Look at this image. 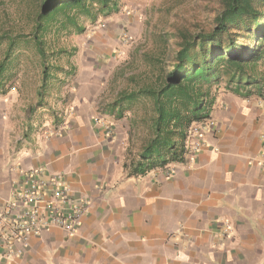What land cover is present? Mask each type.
<instances>
[{"label": "crops", "instance_id": "1", "mask_svg": "<svg viewBox=\"0 0 264 264\" xmlns=\"http://www.w3.org/2000/svg\"><path fill=\"white\" fill-rule=\"evenodd\" d=\"M99 53L88 48L81 62L65 66L79 76L60 78L70 90L64 117H56L58 100L36 107L37 96L2 89L0 78V206L33 170L62 175L90 203L74 235L45 230L0 264H264V96L223 88L200 133L191 128L183 162L138 171L154 135V104L130 98L141 78L126 91L114 78L105 94L110 79L95 70L110 64ZM137 115L147 134L134 151Z\"/></svg>", "mask_w": 264, "mask_h": 264}, {"label": "rangeland", "instance_id": "2", "mask_svg": "<svg viewBox=\"0 0 264 264\" xmlns=\"http://www.w3.org/2000/svg\"><path fill=\"white\" fill-rule=\"evenodd\" d=\"M43 2L0 0V65L4 67L1 78L5 82L1 87L24 94L25 99L37 96L39 101L33 102L36 107H42L51 98L58 100L55 103L60 108L55 109L56 117H64L61 108L66 107L70 96L68 84L63 85L60 78L72 81L79 76L74 65L67 70L65 66L70 62H81L84 50L99 51L97 59L110 64H101L95 70L110 79L105 85L108 88L105 94L112 93L117 86L111 81L114 78L120 79L123 91L134 84L132 78L136 81L141 78L145 86L160 72V60L167 64L172 62L176 41L171 34L212 30L223 11V0H113V10L109 14L98 13L100 6L96 5L93 10L97 13L95 18L80 14V26L75 27L61 16V24L65 26L60 25L59 29L55 27L43 34L36 32V20ZM167 36L170 37L169 43ZM11 44L13 48L7 56ZM118 67L122 68L118 70L119 74L115 73ZM258 72L264 74V60ZM144 86L139 85L138 91ZM224 87L225 82L218 91ZM60 96L65 99L62 104H59ZM124 96L121 97L123 102L126 100ZM151 101L154 104L153 99ZM141 103L137 100L133 109L139 112ZM132 123L135 131L129 135L128 148L135 151L140 148L143 135L147 134V125L140 115Z\"/></svg>", "mask_w": 264, "mask_h": 264}, {"label": "trees", "instance_id": "3", "mask_svg": "<svg viewBox=\"0 0 264 264\" xmlns=\"http://www.w3.org/2000/svg\"><path fill=\"white\" fill-rule=\"evenodd\" d=\"M222 3L214 29L171 34L176 41L172 62L160 60L162 68L155 80L130 95L153 99L156 112L155 135L136 164L138 171L185 160L190 130L210 119L222 83L225 91L243 98L264 96V74L258 72L264 60V0ZM112 4L113 0H44L36 32L59 29L64 25L61 16L78 27L80 14L95 18L96 5L98 13L109 14ZM3 71L1 64L0 78Z\"/></svg>", "mask_w": 264, "mask_h": 264}, {"label": "built area", "instance_id": "4", "mask_svg": "<svg viewBox=\"0 0 264 264\" xmlns=\"http://www.w3.org/2000/svg\"><path fill=\"white\" fill-rule=\"evenodd\" d=\"M213 125L210 122L208 126ZM203 127L199 124L191 131L197 134ZM199 145L196 142L194 149ZM62 178L56 174L48 179L43 171L33 170L16 183L12 197L0 206V257L22 254L30 239L45 230L57 228L69 235L78 231L90 203L63 185ZM19 246L22 249L17 251Z\"/></svg>", "mask_w": 264, "mask_h": 264}]
</instances>
